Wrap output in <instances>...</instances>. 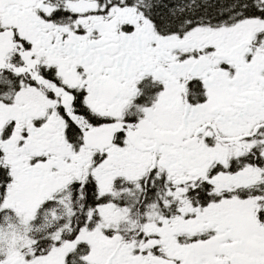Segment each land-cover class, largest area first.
Instances as JSON below:
<instances>
[{
	"label": "snow or ice",
	"instance_id": "1",
	"mask_svg": "<svg viewBox=\"0 0 264 264\" xmlns=\"http://www.w3.org/2000/svg\"><path fill=\"white\" fill-rule=\"evenodd\" d=\"M0 264H264V0H0Z\"/></svg>",
	"mask_w": 264,
	"mask_h": 264
}]
</instances>
